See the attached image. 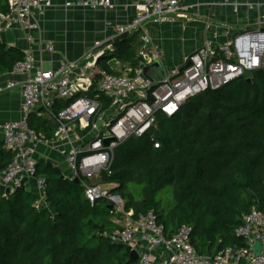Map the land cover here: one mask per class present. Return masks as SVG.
<instances>
[{"label": "built area", "instance_id": "built-area-1", "mask_svg": "<svg viewBox=\"0 0 264 264\" xmlns=\"http://www.w3.org/2000/svg\"><path fill=\"white\" fill-rule=\"evenodd\" d=\"M6 1L7 11L0 12V34L15 25L26 32L39 30L34 15H42L52 5L51 0ZM123 1L133 7L132 18L125 25L115 27L114 35L94 40L81 64L61 60L51 68H43L36 64V56L28 49L12 65L8 77L0 81V93L17 89L21 99L18 117L0 121L3 147L12 153L10 162L0 172V185L10 191L25 185L38 194L37 207L45 205V180L36 175L34 157L41 138L29 124L33 112L43 111L55 122V140L68 143L64 161L69 175L65 177L79 180L90 204L103 197L111 200L116 228L105 234L111 241L135 250L136 264H264V211L256 206L242 216L234 230L242 245H225L213 255H201L190 242L189 225L183 224L173 234L166 235L163 223L152 209L136 215L132 208H125L118 194L110 193L109 187L101 183L103 174L112 173L115 148L130 136L149 133L156 126L157 113L171 116L191 97L264 69V0ZM70 4L89 9L114 7L111 0L66 2ZM203 4L206 10L229 11L220 13L221 18L204 14L200 44L184 55L179 65L166 67L148 32V22L196 20ZM239 9L246 10V18L242 23L230 25L225 18ZM235 24L236 27H230ZM135 31L141 33L142 45L137 53L143 61L132 74L126 70L98 71L101 75L97 90L109 101L103 107L98 95L85 94L92 85L96 61L114 52L116 36ZM38 45L40 51L52 47L50 42L40 40ZM155 59L160 61L163 72L158 80L144 72L145 65ZM148 89L151 101L146 99ZM59 98L67 103L54 113L53 106ZM71 124H76V129L70 128ZM149 134L153 147H159L154 134ZM105 138L111 140L105 144Z\"/></svg>", "mask_w": 264, "mask_h": 264}, {"label": "trees", "instance_id": "trees-1", "mask_svg": "<svg viewBox=\"0 0 264 264\" xmlns=\"http://www.w3.org/2000/svg\"><path fill=\"white\" fill-rule=\"evenodd\" d=\"M6 11L7 1L0 0V12ZM114 44L110 61L96 63L107 73L132 74L142 57L128 36ZM23 55L0 45V72ZM100 75L93 76L85 94L98 95L107 107L108 99L97 90ZM248 77L191 97L171 116L157 113L149 133L159 147H153L149 133L130 136L114 150L112 173L102 175L126 209L136 215L152 209L166 235L189 225L190 242L201 255L242 245L234 233L242 216L253 206L264 211V69ZM57 100L54 113L67 103ZM31 115L29 124L37 132L41 117ZM11 158L0 143V172ZM36 169L45 180L43 206L37 207L38 194L25 185L9 192L0 185V264H136L128 259L127 246L105 234L116 228L110 199L90 204L80 182L63 176L59 167L38 161ZM168 186L171 193L157 198Z\"/></svg>", "mask_w": 264, "mask_h": 264}, {"label": "crops", "instance_id": "crops-1", "mask_svg": "<svg viewBox=\"0 0 264 264\" xmlns=\"http://www.w3.org/2000/svg\"><path fill=\"white\" fill-rule=\"evenodd\" d=\"M73 1L51 0L52 5L42 15H34L40 25L39 30L34 29L26 32L18 25H15L10 29L12 41H7L4 32L0 34V45L4 46L5 49L17 48L23 53L25 50H32L36 56V64L43 68H51L61 60L76 61L81 64L84 62L85 53L90 49L94 40L114 35L115 27L125 25L133 16V7L123 0H111L114 7L110 9L100 7L89 9L71 4L66 5V2ZM200 1L204 3V1L209 0ZM226 11H229V9L208 8L206 10L203 4L198 11L199 15L196 20L178 18L175 22L166 24L148 22V32L152 37L158 54H160L162 63L166 67L179 65L183 56L194 50L203 38L204 14L221 18L220 13ZM230 11L233 10L230 8ZM246 16V10L239 9L236 13L232 12L229 14L225 19L232 25L236 22L237 24L242 23ZM230 27H236V24ZM137 33L139 31L128 33L127 36H135ZM39 40L50 42L52 44L51 49L40 51ZM132 46L136 51L140 48V46H137V48L134 45ZM116 65L119 66L120 64ZM97 66L98 63H96L95 67ZM9 70L0 72V81L8 77ZM93 71L95 74L98 73L95 69ZM20 103L21 99L17 89L1 92L0 121L17 118ZM59 104L60 102L57 100L53 110L57 109ZM42 112L41 114H32L36 117H41L42 121L40 128L37 130L41 139L37 143L34 157L37 162L48 161L52 165L59 167L64 162V153L68 148V143L55 140V122L47 113ZM73 127L76 129V124L70 125V128ZM79 134H83V132H79ZM60 169L63 176L69 175L68 167ZM106 184L108 185L107 187L112 185V183Z\"/></svg>", "mask_w": 264, "mask_h": 264}, {"label": "water", "instance_id": "water-1", "mask_svg": "<svg viewBox=\"0 0 264 264\" xmlns=\"http://www.w3.org/2000/svg\"><path fill=\"white\" fill-rule=\"evenodd\" d=\"M5 34H6L7 41H12L11 30H10V29H7V30L5 31ZM123 37H127V33H123V34H120V35L116 36L115 39H114V41H113V44H114L117 40H119V39H121V38H123ZM144 72H145V74H147L148 76H150L153 80H158V79H160V78L162 77V73H163V72H162V67H161L160 61H159L158 59H155V60L151 61L149 64L145 65V67H144ZM246 80L249 81V80H250V77H247ZM224 85H225V84H224ZM146 99H147L148 101H151V99H152V97H151V95H150V89H148V90L146 91ZM100 123H101V122H100V120H99V121H98V124H100ZM2 140H3V134L0 133V143H2ZM110 140H111V138H105V139L103 140V142H104L105 144H107ZM59 167H60V168H66V167H68V166H67L66 162L64 161L62 164L59 165ZM73 181H75V182H79V180H78L77 178H74ZM5 191H6V192H9L10 190H9V188L7 187V188H5ZM45 203H47L46 200H45ZM110 207H111V205H110ZM128 259H129L130 261H135V260L137 259V252H136L135 250H129Z\"/></svg>", "mask_w": 264, "mask_h": 264}, {"label": "rangeland", "instance_id": "rangeland-1", "mask_svg": "<svg viewBox=\"0 0 264 264\" xmlns=\"http://www.w3.org/2000/svg\"><path fill=\"white\" fill-rule=\"evenodd\" d=\"M140 36H141V33L139 32V33H137L135 36H131V35H129L128 36V42L130 43V45H134L136 48H137V46H141L142 45V42H141V40H140ZM117 45L118 44H114V49H116L117 48ZM109 55L110 54H105L104 56H101V57H99V58H101V62H105V61H110V58H109ZM115 64H119V63H115ZM116 66H118V65H116ZM121 64L118 66V67H116V69L117 70H119V69H121ZM94 69L96 70V71H99V70H101V68H100V65L98 64V66L97 67H94ZM248 76V75H247ZM247 76H245V77H247ZM42 113H44V112H42ZM102 184H103V186H105V187H107L108 185L106 184L107 182H105V181H102L101 182ZM165 191H170V193H171V187H165L163 190H161V191H159L158 192V194H157V198H160V196L162 195V194H164L165 193ZM111 219H113L112 221H114V218L112 217Z\"/></svg>", "mask_w": 264, "mask_h": 264}]
</instances>
